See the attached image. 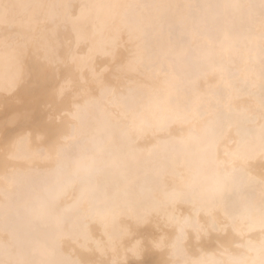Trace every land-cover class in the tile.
<instances>
[{
    "label": "bare ground",
    "instance_id": "1",
    "mask_svg": "<svg viewBox=\"0 0 264 264\" xmlns=\"http://www.w3.org/2000/svg\"><path fill=\"white\" fill-rule=\"evenodd\" d=\"M0 264H264V0H0Z\"/></svg>",
    "mask_w": 264,
    "mask_h": 264
}]
</instances>
